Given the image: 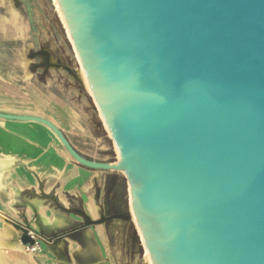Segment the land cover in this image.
Returning a JSON list of instances; mask_svg holds the SVG:
<instances>
[{
    "label": "water",
    "instance_id": "water-1",
    "mask_svg": "<svg viewBox=\"0 0 264 264\" xmlns=\"http://www.w3.org/2000/svg\"><path fill=\"white\" fill-rule=\"evenodd\" d=\"M57 3L120 157H82L45 118L0 119L42 124L80 166L124 173L132 215L92 220L39 185L82 221L46 241L134 216L152 264H264V0Z\"/></svg>",
    "mask_w": 264,
    "mask_h": 264
},
{
    "label": "rangeland",
    "instance_id": "rangeland-1",
    "mask_svg": "<svg viewBox=\"0 0 264 264\" xmlns=\"http://www.w3.org/2000/svg\"><path fill=\"white\" fill-rule=\"evenodd\" d=\"M47 58L50 59L49 66L45 63ZM81 67L53 0H0L2 101L11 102L25 111L43 113L52 119L84 158L113 163L120 155L87 86L85 88L75 78L79 77ZM96 173L99 181L95 189L97 219H93L83 209L82 202L75 198L65 196L60 201L55 197L58 203L65 208H82L92 220L115 214L132 215L124 173L97 170ZM37 193L38 198L63 214L65 227L59 232L45 234L33 228L24 217L7 219L17 232L24 252L32 256L42 254L54 241L48 243L46 239L68 232L82 222L78 216L67 214L52 201L41 198L38 189ZM100 226L104 227L101 238L96 234ZM88 230L93 232L96 253L90 264H147L135 220H109L57 238L55 241L65 245V264H84L79 252Z\"/></svg>",
    "mask_w": 264,
    "mask_h": 264
},
{
    "label": "crops",
    "instance_id": "crops-1",
    "mask_svg": "<svg viewBox=\"0 0 264 264\" xmlns=\"http://www.w3.org/2000/svg\"><path fill=\"white\" fill-rule=\"evenodd\" d=\"M0 113L45 118L64 134L60 126L43 113L25 111L2 101L1 96ZM64 136L82 156L69 137ZM0 177V264H65L63 242L54 240L39 256L28 255L17 232L6 220L24 217L33 228L45 234L64 229L63 214L37 197L39 185L45 193H53L60 201L69 196L82 202L83 209L97 219L95 189L99 181L96 170L77 164L44 125L0 119ZM103 230V226L96 229L100 238ZM92 233L91 230L86 232L84 246L80 248L79 256L84 264H90L96 257Z\"/></svg>",
    "mask_w": 264,
    "mask_h": 264
},
{
    "label": "bare ground",
    "instance_id": "bare-ground-1",
    "mask_svg": "<svg viewBox=\"0 0 264 264\" xmlns=\"http://www.w3.org/2000/svg\"><path fill=\"white\" fill-rule=\"evenodd\" d=\"M53 2H54L55 6H56V8H57V11H58V13H59V16H60L62 22H63V24H64V26H65V28H66V30H67V27H66V24H65V22H64V19H63V17H62V14H61L60 8H59V6H58L57 0H53ZM67 33H68V30H67ZM68 36H69V39L71 40L69 33H68ZM71 41H72V40H71ZM77 57H78V56H77ZM45 63L48 64V66L51 65V64H50V59L47 58V59L45 60ZM80 75H81V76H80ZM80 75H79V77H80V78L82 77L81 80L83 79V80H82V83H83L84 87L86 88V86H87L89 92L91 93L90 88H89V86H88V82H87L86 76H85V74H84V72H83L82 67H81V70H80ZM83 81L85 82L86 85L84 84ZM91 95H92V93H91ZM100 114H101V113H100ZM101 117H102V115H101ZM102 119H103V118H102ZM103 123H104L105 127L107 128V126H106L104 120H103ZM107 131H108L109 135L111 136V134H110L108 128H107ZM18 144H19V143H18ZM117 150H118V149H117ZM118 152H119V151H118ZM12 154H13V153H12ZM119 155H120V154H119ZM0 181H2V180H1V177H0ZM134 220H135V218H134V216H133V217H132V222H134ZM135 223H136V227H137V229H138V232H139V235H140V238H141V242L143 243V246H144V249H145V258H146L147 264H152L151 258H150V256H149V253H148V251H147V249H146V246H145V244H144V241H143V238H142V235H141V232H140V229H139V227H138V224H137L136 220H135Z\"/></svg>",
    "mask_w": 264,
    "mask_h": 264
},
{
    "label": "built area",
    "instance_id": "built-area-1",
    "mask_svg": "<svg viewBox=\"0 0 264 264\" xmlns=\"http://www.w3.org/2000/svg\"><path fill=\"white\" fill-rule=\"evenodd\" d=\"M30 237H31V239H34V235H33V234H31V233H30Z\"/></svg>",
    "mask_w": 264,
    "mask_h": 264
}]
</instances>
